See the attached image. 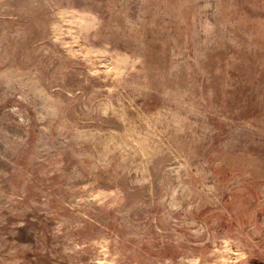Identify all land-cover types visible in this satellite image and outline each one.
<instances>
[{
    "label": "rangeland",
    "instance_id": "obj_1",
    "mask_svg": "<svg viewBox=\"0 0 264 264\" xmlns=\"http://www.w3.org/2000/svg\"><path fill=\"white\" fill-rule=\"evenodd\" d=\"M0 264H264V0H0Z\"/></svg>",
    "mask_w": 264,
    "mask_h": 264
}]
</instances>
